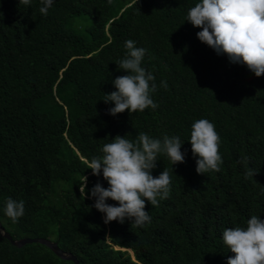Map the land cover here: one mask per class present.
Returning <instances> with one entry per match:
<instances>
[{
  "label": "trees",
  "instance_id": "trees-1",
  "mask_svg": "<svg viewBox=\"0 0 264 264\" xmlns=\"http://www.w3.org/2000/svg\"><path fill=\"white\" fill-rule=\"evenodd\" d=\"M198 2L54 0L44 16L41 0H0V220L14 239L50 238L80 264H227L235 254L223 231L264 220V76L198 39L202 28L187 21ZM129 39L147 50L142 67L155 76L158 107L112 116L103 99L128 74L118 63ZM198 119L220 136L219 172L196 171L189 140ZM140 132L179 136L185 162L158 155L152 175L166 168L171 190L157 207L145 202L150 222L106 224L91 189L109 185L87 165L117 135L134 141ZM8 197L24 201L17 223L5 215ZM0 264L75 263L0 232Z\"/></svg>",
  "mask_w": 264,
  "mask_h": 264
},
{
  "label": "clouds",
  "instance_id": "clouds-1",
  "mask_svg": "<svg viewBox=\"0 0 264 264\" xmlns=\"http://www.w3.org/2000/svg\"><path fill=\"white\" fill-rule=\"evenodd\" d=\"M54 0H41L39 11L47 16ZM28 6L31 0H20ZM187 21L194 27L202 28L198 39L213 48L217 54H226L232 63L246 65L255 76H264V0H200L187 13ZM125 58L119 61L120 69L127 75L117 77L113 83L117 91L106 94L105 103H114L108 109L112 116L128 110L130 113L155 110L158 105L151 98L157 90L155 76L142 67L146 49L137 47L129 39L125 42ZM167 87V82H161ZM191 150L196 160L198 174L219 172L223 163L219 154L220 136L215 125L207 119H198L192 124ZM183 143L179 136L164 135L163 139L153 138L140 132L134 141L117 135L110 143L103 145L102 156L93 157L87 165L93 175L103 179L109 187L97 183L91 189L95 199L94 207L104 213V222L111 223L125 219L132 224L143 226L150 222L149 212L145 211L146 201L153 207L167 199L171 190L168 170L158 176L152 175L159 154L166 155L173 165L185 162L181 151ZM242 163L247 164V158ZM249 169L246 176L255 175ZM80 193L87 198V177L80 183ZM111 199L117 205L108 204ZM5 215L13 223L25 214L23 200L8 197L5 201ZM223 243L235 255L228 258L227 264H264V220L252 215L246 227L227 228L222 234Z\"/></svg>",
  "mask_w": 264,
  "mask_h": 264
},
{
  "label": "water",
  "instance_id": "water-1",
  "mask_svg": "<svg viewBox=\"0 0 264 264\" xmlns=\"http://www.w3.org/2000/svg\"><path fill=\"white\" fill-rule=\"evenodd\" d=\"M0 232L2 233V235L4 237L8 238L12 242L13 245H16L18 247H22L23 245L28 244V243H34V242L42 243V244L47 245L59 257H61L63 259H67V260H72V261H74L75 264H80V261L76 255H74L73 253H70V252H66L65 250H63L58 245V243L56 241H54L50 238L23 237V238H19V239H14L11 236V234L8 231H6L1 220H0Z\"/></svg>",
  "mask_w": 264,
  "mask_h": 264
},
{
  "label": "rangeland",
  "instance_id": "rangeland-1",
  "mask_svg": "<svg viewBox=\"0 0 264 264\" xmlns=\"http://www.w3.org/2000/svg\"><path fill=\"white\" fill-rule=\"evenodd\" d=\"M130 252H131V254H133L132 251H130Z\"/></svg>",
  "mask_w": 264,
  "mask_h": 264
}]
</instances>
